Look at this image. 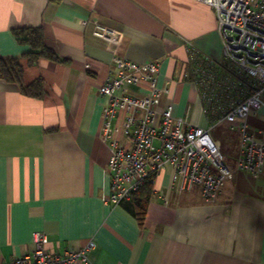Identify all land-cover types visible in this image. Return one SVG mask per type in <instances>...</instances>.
I'll list each match as a JSON object with an SVG mask.
<instances>
[{
    "label": "crops",
    "instance_id": "0c3cea01",
    "mask_svg": "<svg viewBox=\"0 0 264 264\" xmlns=\"http://www.w3.org/2000/svg\"><path fill=\"white\" fill-rule=\"evenodd\" d=\"M95 25L114 31L117 44L96 37ZM15 28H41L47 48L64 62L27 65L21 56L28 48L15 41ZM114 57L158 61L157 84L170 92L155 106L171 102L174 116L202 128L219 116L210 106L247 94L246 77L223 58L213 10L201 2L0 0V59L20 58L24 82L40 77L47 93L31 99L0 79V264L30 253L37 231L56 255L92 240L89 264H264L263 175L237 171L206 202L198 187L170 190L165 169L154 177L141 226L131 199L103 203L109 148L100 139L98 87L112 75ZM196 67L204 69L201 76L193 74ZM201 78L205 86L197 88ZM127 92L146 94L133 86ZM248 123L264 139V109ZM235 134L231 165L240 155Z\"/></svg>",
    "mask_w": 264,
    "mask_h": 264
},
{
    "label": "built area",
    "instance_id": "2783aa9c",
    "mask_svg": "<svg viewBox=\"0 0 264 264\" xmlns=\"http://www.w3.org/2000/svg\"><path fill=\"white\" fill-rule=\"evenodd\" d=\"M213 10L219 33L223 58L235 67L247 94L236 103L210 106L219 109L215 124L224 122L239 135L240 155L234 165L225 162L213 140L210 128L190 123L186 116L172 114V103L157 108L156 100L168 95L167 87L157 84L158 61L135 63L114 57L113 73L98 87L103 97L100 139L109 148L106 175L109 194L104 204L116 205L131 199L151 176L169 169L170 190L176 193L200 189L206 202H213L224 183L243 171L252 176H264V139L250 131L248 119L264 109V0H195ZM96 37L117 44V34L95 25ZM204 70V69H203ZM194 68L195 77L203 74ZM198 88L205 80L193 82ZM140 87L144 95H130L127 87ZM205 101H209L203 95ZM208 104V103H207ZM33 250L16 257L8 264H89L88 253L95 247L89 240L78 249L62 255L46 251V236L31 234Z\"/></svg>",
    "mask_w": 264,
    "mask_h": 264
},
{
    "label": "trees",
    "instance_id": "16d2710c",
    "mask_svg": "<svg viewBox=\"0 0 264 264\" xmlns=\"http://www.w3.org/2000/svg\"><path fill=\"white\" fill-rule=\"evenodd\" d=\"M15 41L28 50L21 59L29 66H35L41 60L64 62L47 48L41 28H15L11 31ZM20 58L0 59V79L16 84L20 93L28 98L41 100L46 96V86L42 78L38 77L29 83L24 82V68ZM208 108L207 104L205 105ZM222 151V150H221ZM223 153V152H222ZM224 156V153H223ZM225 157V156H224ZM154 175L131 196L132 213L139 226L142 225L148 202L153 192Z\"/></svg>",
    "mask_w": 264,
    "mask_h": 264
},
{
    "label": "rangeland",
    "instance_id": "374dc122",
    "mask_svg": "<svg viewBox=\"0 0 264 264\" xmlns=\"http://www.w3.org/2000/svg\"><path fill=\"white\" fill-rule=\"evenodd\" d=\"M235 133L236 131L230 130L227 124L224 122L217 123L210 129V134L213 140L220 147V150H222L221 152L224 153L225 161H229L232 159L229 165L232 164L237 154V139Z\"/></svg>",
    "mask_w": 264,
    "mask_h": 264
}]
</instances>
